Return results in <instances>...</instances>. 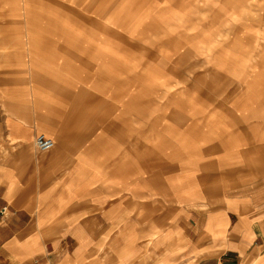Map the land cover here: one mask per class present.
<instances>
[{
  "label": "crops",
  "instance_id": "crops-1",
  "mask_svg": "<svg viewBox=\"0 0 264 264\" xmlns=\"http://www.w3.org/2000/svg\"><path fill=\"white\" fill-rule=\"evenodd\" d=\"M0 264H264V0H0Z\"/></svg>",
  "mask_w": 264,
  "mask_h": 264
},
{
  "label": "built area",
  "instance_id": "built-area-1",
  "mask_svg": "<svg viewBox=\"0 0 264 264\" xmlns=\"http://www.w3.org/2000/svg\"><path fill=\"white\" fill-rule=\"evenodd\" d=\"M35 146L38 150L47 152L53 149L54 144L51 140L45 138L44 136H39L35 140Z\"/></svg>",
  "mask_w": 264,
  "mask_h": 264
}]
</instances>
